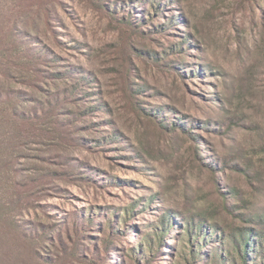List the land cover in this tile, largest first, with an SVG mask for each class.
<instances>
[{
  "label": "rangeland",
  "instance_id": "1",
  "mask_svg": "<svg viewBox=\"0 0 264 264\" xmlns=\"http://www.w3.org/2000/svg\"><path fill=\"white\" fill-rule=\"evenodd\" d=\"M144 1L0 0V52L12 26L42 53L18 72L3 51L0 90L21 91L19 113L40 117L5 176L11 195L3 202L10 217L36 230L44 264H190L195 244L185 217L205 213L230 227L231 210L264 208V0H159L164 16L140 27L137 12L153 10ZM171 17V28L161 27ZM75 68L90 73L80 91L94 95L55 103L66 82L53 76L70 70L66 76L78 79ZM102 103L107 108L81 112ZM159 115L211 118L229 129L169 133ZM232 157L250 176L231 165L218 176L212 165ZM165 214L174 223L161 244L154 237ZM65 229L71 241L62 245ZM19 256L13 264H41Z\"/></svg>",
  "mask_w": 264,
  "mask_h": 264
},
{
  "label": "trees",
  "instance_id": "2",
  "mask_svg": "<svg viewBox=\"0 0 264 264\" xmlns=\"http://www.w3.org/2000/svg\"><path fill=\"white\" fill-rule=\"evenodd\" d=\"M141 1L142 0H136L135 3L138 4ZM128 4L132 6V3ZM142 4L145 5L144 0ZM147 4H150V7L153 9L151 13L145 10V15L138 12L136 14L139 19H135V22H137L140 27L148 25L149 23L152 24L155 18L161 19L164 16L162 11L163 5H161L159 0H148ZM105 8L112 14L118 12L117 8L112 6V4H109V6L105 4ZM144 9H146V7ZM122 14H127L129 16L124 17L126 18L125 20L128 21H132V15H135L133 9L130 14L128 12ZM175 20L174 17L168 18L166 23L161 24V27L171 28L170 26L174 24ZM156 26L157 25H153V27ZM151 29L150 32L154 33L158 27ZM5 32L6 33H3L4 35L1 39V43L4 42L5 48H3L0 54L3 53V51L6 53L8 52L6 54V56H8L7 60H13L17 65L21 66V69H16L18 72L23 69L25 64L35 65L33 61L42 57V53L38 55L31 47H26L27 41L23 39L24 36L19 35L17 30L12 26L8 27ZM180 45V47L183 48L185 43L182 42ZM36 55H38V57H36ZM2 60L3 59H1V64L3 65ZM75 69L79 71V80L73 77L74 75L66 76L70 70L57 73L54 76L52 75L55 77V80L58 79L61 82H66L63 89H59L57 93L53 95L52 100H54L55 103H66L67 99L74 95L79 98V103H82L84 97L92 98L94 95V91L85 93L80 91L82 90V86H86L90 80H93L90 73H81L80 68ZM193 71H195V69H193ZM3 74L6 77H10L8 75L14 74V72L8 70L5 73L3 72ZM80 93L84 94L82 98L79 96ZM131 95L135 97L134 88ZM22 99L23 94L21 91L7 92L6 90H0V264H13L23 259L19 255H23L30 260L33 259L38 263L44 264L41 262L43 257L40 255L39 249L37 248L40 238L36 230L25 229L18 221L10 217L8 211L9 207L3 202L6 195H11L7 187H5V176L9 172V169L12 170L15 166L16 157L19 155L21 140L25 139L31 141L28 139L30 135H25V132L27 130H35L34 127L37 125L36 120L40 118L38 111L32 114L19 113L17 103L21 102ZM137 103L140 104L139 101H137ZM101 106H106V104H90L81 110V112L83 115L88 116L94 114ZM37 109H40V107ZM143 110L147 113H152L147 107H143ZM164 116H166V114H164ZM157 118L162 122V125L169 133H176L185 129L193 136L194 130L198 129L200 131L205 130L206 132L212 131L219 134H226L229 129L223 128L224 123L222 121L211 118L206 120L194 119L192 121H186V118L183 116L180 117L176 115L173 119H163L164 117L161 118L160 115L157 116ZM200 136V133H198L197 137ZM111 138L112 140L114 139L113 137ZM229 165L233 166L235 169L244 170L246 176H250L248 175L249 173L246 172L247 169H243L244 164L240 163L237 157L217 159L212 166L217 168L216 172L218 176L219 174L225 176ZM150 203L151 201L149 200L143 202V209ZM229 216L232 220L231 222L229 221L230 227L224 226L217 221H211L209 216L205 213L200 214L198 217H185L183 219L181 224H183V229L186 234L190 236V244L191 246L195 244L189 252L191 258L193 257V260L190 259V264H194L196 260L199 261V264H264V208L262 211H259V213L253 215L246 212L235 213L231 210ZM127 221L128 220H126L125 223ZM172 223H174V219L170 215L165 214L161 219L160 227H156V237L154 238H161V244L165 241L164 236L171 228ZM76 229L80 231L81 227L76 225ZM65 230L66 235L64 237L60 236L57 239L62 245L71 241L70 233L67 229ZM121 231L123 232L124 229ZM132 232L133 230L131 233ZM135 232L137 233L138 231L135 230ZM120 234L121 232L119 230L117 235ZM151 241L152 239H150V242ZM209 242L211 249L206 250L205 247L209 245ZM216 242L217 244H215ZM22 245H28L30 249L29 252L22 251ZM108 245L109 244H106V249L112 253L113 249L108 247ZM149 246L150 249L153 248L152 244H149ZM158 250H160V248L157 249V252ZM213 253L214 255H212ZM149 257L152 256L150 255ZM57 259L61 260V257L58 256ZM137 264H142V262H138Z\"/></svg>",
  "mask_w": 264,
  "mask_h": 264
}]
</instances>
